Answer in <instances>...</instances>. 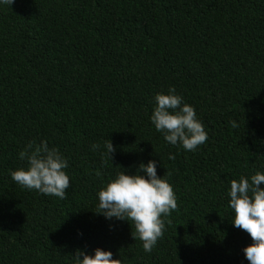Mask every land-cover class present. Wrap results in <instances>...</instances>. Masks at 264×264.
Segmentation results:
<instances>
[{"label": "trees", "instance_id": "trees-1", "mask_svg": "<svg viewBox=\"0 0 264 264\" xmlns=\"http://www.w3.org/2000/svg\"><path fill=\"white\" fill-rule=\"evenodd\" d=\"M169 87L205 127L195 151L168 144L150 122L155 95ZM108 140L111 158L91 150ZM41 141L68 161L63 199L10 178L26 167L18 153ZM149 160L177 208L146 253L128 221L95 210L110 178ZM261 165L264 0L0 5V264H74L78 249L97 247L123 264H248L252 239L232 225L227 192Z\"/></svg>", "mask_w": 264, "mask_h": 264}, {"label": "clouds", "instance_id": "clouds-1", "mask_svg": "<svg viewBox=\"0 0 264 264\" xmlns=\"http://www.w3.org/2000/svg\"><path fill=\"white\" fill-rule=\"evenodd\" d=\"M14 0H0V5H11ZM150 122L165 142L179 145L185 151H195L207 140V132L197 117L193 106L186 103L174 87L166 93H157ZM231 128L239 129L237 121H230ZM92 151H101L102 156L111 158L115 151L110 140L91 144ZM102 149V150H101ZM26 167L10 170V178L28 190L46 196L65 197L70 178L66 172L68 161L56 147L46 141L38 146L29 142L18 153ZM168 159H175L169 153ZM99 175V173H97ZM264 165L250 176L240 175L230 181L227 192L232 211V225L247 232L252 243L243 249L248 264H264ZM96 210L105 219L126 220L133 238L139 239L144 252L150 253L165 230V220L177 208L173 186L166 175H157V163L141 162L135 173L127 170L117 172L96 192ZM74 264H123L122 259H113L110 250L97 247L93 253L78 249Z\"/></svg>", "mask_w": 264, "mask_h": 264}]
</instances>
